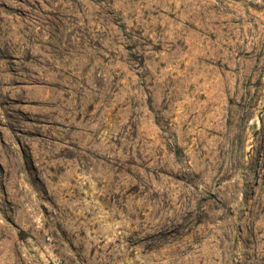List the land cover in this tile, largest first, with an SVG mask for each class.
Segmentation results:
<instances>
[{
  "label": "rangeland",
  "instance_id": "1",
  "mask_svg": "<svg viewBox=\"0 0 264 264\" xmlns=\"http://www.w3.org/2000/svg\"><path fill=\"white\" fill-rule=\"evenodd\" d=\"M1 75L0 264H264V0H0Z\"/></svg>",
  "mask_w": 264,
  "mask_h": 264
},
{
  "label": "bare ground",
  "instance_id": "2",
  "mask_svg": "<svg viewBox=\"0 0 264 264\" xmlns=\"http://www.w3.org/2000/svg\"><path fill=\"white\" fill-rule=\"evenodd\" d=\"M26 43H27L29 46H31V43H29L28 40H27L26 38L23 39V40L20 42L19 45H20L23 49H26V48H27ZM33 58L35 59V57H33ZM58 78H59L58 80L56 79V80L45 81V80H43V79L40 78V77L33 76V77H29V78H28V82H29V83H32V84H39V85H41V86L45 85V87L53 86V88H55V89H59V90L65 92V93L69 92V91H67V89H66L65 82H67V83H71V82L74 81L75 78L73 77V75H72V73H71V70H70L69 68L60 69V70H59V73H58ZM0 81H3V76H2V75H1V77H0ZM60 98H61L60 102H66V101H69V100H70V99H65V98H63V97H60ZM92 100H93V97H86V98H83V99L81 100V102H82L83 104L86 105L85 108H84V111L87 110V105H89V104L92 102ZM45 103H46V102H45L44 100H39V104H45ZM64 107L69 111L70 114H74V115L78 114V107H72V108H71V107H68V106H66V105H64ZM82 117H83L84 119H86V118L89 119V116L87 115V112H83V111H82ZM74 130H80V133H81L82 135H84V131H83L82 129H80L79 127H77V126H70L69 131H71V132L73 131V133H75ZM77 136H78V134H77V131H76L75 137L77 138ZM160 229H162L163 231L165 230L164 228H160Z\"/></svg>",
  "mask_w": 264,
  "mask_h": 264
}]
</instances>
